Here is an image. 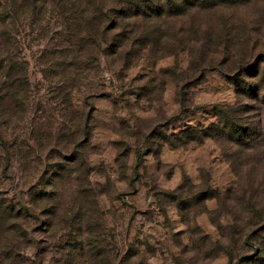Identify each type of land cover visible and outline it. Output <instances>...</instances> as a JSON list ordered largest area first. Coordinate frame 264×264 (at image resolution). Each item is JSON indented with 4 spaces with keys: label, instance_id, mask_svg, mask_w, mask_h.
<instances>
[{
    "label": "rangeland",
    "instance_id": "1",
    "mask_svg": "<svg viewBox=\"0 0 264 264\" xmlns=\"http://www.w3.org/2000/svg\"><path fill=\"white\" fill-rule=\"evenodd\" d=\"M70 4L0 0V264H264V0L104 55Z\"/></svg>",
    "mask_w": 264,
    "mask_h": 264
},
{
    "label": "trees",
    "instance_id": "2",
    "mask_svg": "<svg viewBox=\"0 0 264 264\" xmlns=\"http://www.w3.org/2000/svg\"><path fill=\"white\" fill-rule=\"evenodd\" d=\"M66 3L69 0H64ZM70 4L76 13L77 47L87 45L96 53L103 55L111 46L124 48L130 42L143 48L146 44H155L158 22L165 17L179 16L189 10L212 8L217 5L242 3L247 0H74ZM3 22V20L1 21ZM0 22V23H1ZM102 45V47H101ZM125 52V51H124ZM127 53V52H126ZM125 53V54H126ZM245 82V81H244ZM245 84L248 92L254 89L253 84ZM254 91H252L253 93ZM226 123L221 129L227 130L228 136L238 133L239 129L232 128V119L225 117ZM215 125L206 127L203 137L220 135L219 119ZM218 131V132H217ZM225 133V132H222Z\"/></svg>",
    "mask_w": 264,
    "mask_h": 264
}]
</instances>
